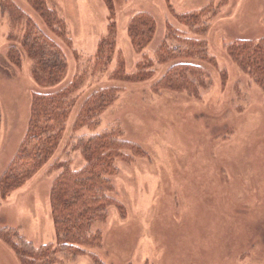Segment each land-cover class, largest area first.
<instances>
[{
    "label": "rangeland",
    "instance_id": "374dc122",
    "mask_svg": "<svg viewBox=\"0 0 264 264\" xmlns=\"http://www.w3.org/2000/svg\"><path fill=\"white\" fill-rule=\"evenodd\" d=\"M13 1L25 15L14 21L0 9V174L25 133L31 94L73 82L77 88L68 96L54 155L0 196V228L15 229L36 248L54 243L52 182L66 163L72 170L86 163L78 140L119 127L121 139L146 151L128 163L113 159L118 170L108 194L123 212L109 206L107 218L92 227L100 231L101 244L74 258L59 255L55 264H94L93 257L104 264H264V90L226 52L234 40L264 36V0H45L64 22V39L56 41L68 60L65 75L50 86L32 78L34 59L19 67L6 59L10 37L19 39L27 19L36 20L25 0ZM142 11L152 15L156 32L135 52L126 26ZM170 31L205 42L212 59L203 64L208 86L197 99L151 89L167 67L155 66L154 51L174 45L176 35L166 38ZM104 41L115 49L103 63L96 54ZM121 62L127 73L148 63L157 73L140 82L111 80ZM112 85L119 88L117 98L97 116L98 125L72 130L78 102ZM0 264H20L2 240Z\"/></svg>",
    "mask_w": 264,
    "mask_h": 264
},
{
    "label": "trees",
    "instance_id": "16d2710c",
    "mask_svg": "<svg viewBox=\"0 0 264 264\" xmlns=\"http://www.w3.org/2000/svg\"><path fill=\"white\" fill-rule=\"evenodd\" d=\"M25 1L36 20L27 19L19 39L10 37L14 43L9 46L6 59L16 67L25 58L34 59L32 78L40 86H50L62 79L68 67L67 57L56 41L64 39L65 25L57 11L49 7L45 0ZM0 9L8 12L14 21L25 15V11L13 0H2ZM198 17L196 15L193 19ZM126 31L132 50L140 52L152 42L156 23L150 13L136 12L128 19ZM174 35L170 31L166 38ZM175 40L173 46H159L154 51L155 66L167 67L152 82L151 89L154 92L185 94L197 99L199 90L207 89L208 86V73L203 64H213L212 59L206 54L205 42L181 38L179 34ZM114 49L113 42L104 41L97 51L96 61L104 63L109 60V54H113ZM226 52L231 62L264 90V36L257 41L234 40L227 45ZM103 53L107 57H98ZM155 66L140 64L136 66V71L127 73L121 62L120 67L111 72L110 79L126 83L144 81L157 73ZM220 78L223 79L222 75ZM76 88L77 83L73 82L57 91L36 90L31 94L25 133L17 151L0 174L2 198L19 188L54 155L64 133V108L69 94ZM118 91L115 85L105 86L84 96L73 114L72 130L81 126L96 127L97 116L116 100ZM121 136L122 130L114 127L77 141L76 147L80 149L86 163L77 170H72L66 163L49 191L54 243L36 248L15 229L0 228V240L10 247L20 264H55L60 262L59 255L74 258L84 253V248L101 244L100 231H93L92 227L107 218L111 205L123 212L119 203L108 194L113 190L110 178L118 170L113 159L128 163L133 157L146 156V151L133 142L121 139ZM93 261L94 264H104L97 257H93Z\"/></svg>",
    "mask_w": 264,
    "mask_h": 264
}]
</instances>
